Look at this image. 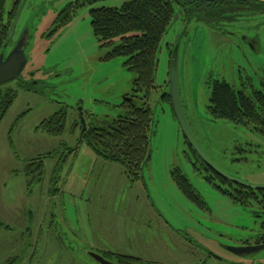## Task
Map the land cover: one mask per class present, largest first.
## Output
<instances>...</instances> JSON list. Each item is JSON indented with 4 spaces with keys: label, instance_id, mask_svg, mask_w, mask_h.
Listing matches in <instances>:
<instances>
[{
    "label": "rangeland",
    "instance_id": "1",
    "mask_svg": "<svg viewBox=\"0 0 264 264\" xmlns=\"http://www.w3.org/2000/svg\"><path fill=\"white\" fill-rule=\"evenodd\" d=\"M17 1H5V16ZM74 1H22L5 50L7 55L28 33L27 65L20 80L0 86L16 92L0 122V264H99L88 253L107 255L113 264L116 255L134 257L140 264H264V251L238 257L227 250L251 242L262 220L254 214L255 206L231 200L206 180L208 173L199 162L197 167L191 163L196 158L170 100L164 99L174 49L183 112L198 144L225 173L264 186V136L214 121L208 110L212 79L237 92L263 91L264 6H248L243 17L220 20L221 26L180 16L171 22L159 44L157 90L149 99L151 157L143 180L131 183L124 167L102 160L85 144L68 153L80 137L71 129L80 120L79 108L86 124L100 127L122 113L135 79L125 58H106L111 49L101 47L90 26V10L120 8L121 0L84 7L48 36L58 13ZM120 42L116 38L114 46ZM31 82L37 83L36 93L22 88ZM63 108V136L36 129ZM39 158L43 180L28 186L25 167ZM175 170L186 176L203 204L182 194L171 178Z\"/></svg>",
    "mask_w": 264,
    "mask_h": 264
},
{
    "label": "trees",
    "instance_id": "2",
    "mask_svg": "<svg viewBox=\"0 0 264 264\" xmlns=\"http://www.w3.org/2000/svg\"><path fill=\"white\" fill-rule=\"evenodd\" d=\"M5 1L0 0V53L7 43L12 23L23 0H18L7 16H5ZM105 1L108 0H75L68 3L58 13L53 24L54 28L48 36H54L58 30L69 24L80 9ZM121 1L123 3L120 8L101 7L90 10V26L101 47L111 49L106 58H125L124 66L135 76L132 94L126 96L128 99L121 104L122 113L116 118L102 121L100 127L86 124L87 117L83 113L86 129L80 133V120L75 121L71 129L78 130L80 137L77 148L69 149L68 153H75L81 144H85L102 160L124 167L129 181L137 183L143 180L144 161L151 146L153 116L149 107V99L157 90L155 85L157 51L163 35L173 22L174 15L179 13L186 21L196 19L214 26H221L218 21L233 22L237 17H243L248 6H264V3L257 0ZM116 38H120L121 42L114 46ZM262 85L264 87V80ZM36 86L37 83L31 82L23 84L22 88L36 93ZM209 88L208 110L214 121L225 120L236 127H243L264 136V89L263 91L252 89L250 94H246L244 90L235 91L225 81L214 79L209 81ZM15 99V91L0 90V122ZM164 99L169 101V95H164ZM66 124L67 112L63 108L42 121L36 129L48 136L60 137L66 131ZM192 153L197 162L202 165L203 163L194 151ZM47 157L49 158L50 155ZM62 160L63 157L60 161ZM43 174L42 158L30 160L25 167V175L30 178L28 186L33 181L40 183L43 180ZM33 175L35 179L32 178ZM171 176L183 195L199 205L203 204L180 170L172 171ZM216 178L225 188L220 191L231 200L244 206L256 204L260 211L254 212L255 215L264 212V191H253L237 186L233 190L231 183L218 176ZM226 188H232L233 192ZM261 228L264 230V218ZM114 257L117 264H140L139 260L134 257L126 255ZM103 258L110 259L107 255Z\"/></svg>",
    "mask_w": 264,
    "mask_h": 264
},
{
    "label": "water",
    "instance_id": "3",
    "mask_svg": "<svg viewBox=\"0 0 264 264\" xmlns=\"http://www.w3.org/2000/svg\"><path fill=\"white\" fill-rule=\"evenodd\" d=\"M257 1L264 3V0H257ZM20 9H22V6L19 7V10ZM19 10H18V14L16 15L12 23V26H11V29L8 35L7 43L0 53V86L13 82V81H17V80L19 81L21 73L23 72V70L25 69L27 65V57L25 54V48L28 43V33L27 32H25L22 35V37L17 41V43H15V45L12 47L10 52L7 55H5V50L7 49L9 43L12 40L13 32H14L16 23L19 18ZM177 18H178V15H175L174 20H176ZM168 87H169V96H170L172 110L177 119L179 127L181 129L183 138L186 141V143L191 147V149L195 152L197 157L205 164V166L209 168L212 172H214L220 178L228 181L229 183L237 187H241V188L253 190V191H264V186L251 185V184L245 183L225 173L222 169H220L217 165H215L207 157V155L204 153V151L198 144L197 140L195 139L194 135L192 134L187 124V121H186V118L183 112V108H182V103L180 100L179 87H178L177 56L175 55V51L172 55L170 66H169ZM127 99L128 98H126L125 100ZM79 111H80V123H81V133H82L86 129V124L81 115L80 108H79ZM150 157H151V146L148 150L146 159L144 161L145 165L150 160ZM227 250L237 255L238 257H242V256H245L246 254H250L251 252L263 251L264 245L258 246V247L256 246L235 247V248H228ZM88 255L91 258H93L95 261H97L99 264H113L109 262L108 260H106L105 258H103L101 255H97L93 253H88Z\"/></svg>",
    "mask_w": 264,
    "mask_h": 264
},
{
    "label": "flooded vegetation",
    "instance_id": "4",
    "mask_svg": "<svg viewBox=\"0 0 264 264\" xmlns=\"http://www.w3.org/2000/svg\"><path fill=\"white\" fill-rule=\"evenodd\" d=\"M16 4V3H15ZM178 16H180L181 17V15H179L178 14ZM174 20V19H173ZM173 53H174V49L172 50V51H170V61H171V58H172V55H173ZM169 66H170V63H169ZM168 75H169V73H168ZM170 97V96H169ZM185 141V140H184ZM186 142V141H185ZM188 147H189V149H191V147L188 145ZM192 150V149H191ZM190 150V152H191V154L193 155V153H192V151ZM195 153V152H194ZM194 156V155H193ZM197 156V155H196ZM187 158H188V156H187ZM191 160V163L194 165V166H198L196 163H197V159H195L194 161H192V159H190ZM201 161V160H200ZM202 162V161H201ZM203 163V162H202ZM200 167H202L208 174L206 175V180L209 182V183H211V184H214V185H217L216 187L220 190V189H224V187L221 185V182L219 181V180H217V178H216V174L214 173V172H212L209 168H207L206 166H205V164L203 163ZM209 177H210V179H209ZM219 177V176H218ZM228 182V181H227ZM215 183H219V184H215ZM221 187V188H219V187ZM226 187H228V186H226ZM232 187H233V190H235V185H233L232 184ZM251 206H255V208L257 209V205L256 204H252ZM257 211H260L259 210V208L257 209ZM263 213L264 212H262L261 214H259V213H257L256 214V216L259 218V219H261L262 221H263V218H264V215H263ZM255 214V213H254ZM262 245H264V230H262V228H261V230L255 235V237L252 239V241L251 242H249V241H246V242H244V243H242L239 247H245V246H251V247H253V246H256V247H258V246H262ZM264 251V250H263ZM260 252H262V251H256V252H251L250 254H246L245 256H242V257H249V256H255V255H257V254H259Z\"/></svg>",
    "mask_w": 264,
    "mask_h": 264
}]
</instances>
